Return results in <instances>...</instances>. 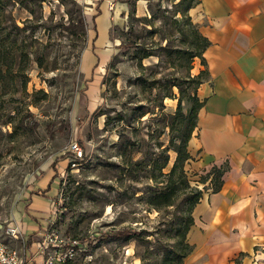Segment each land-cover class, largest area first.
<instances>
[{"label":"rangeland","instance_id":"374dc122","mask_svg":"<svg viewBox=\"0 0 264 264\" xmlns=\"http://www.w3.org/2000/svg\"><path fill=\"white\" fill-rule=\"evenodd\" d=\"M116 1L104 38L89 1L5 8L19 30L8 18L0 25L4 38L16 33L17 50L0 79V241L25 251L26 235L14 239L8 227L33 215L62 240L43 260L72 244L69 264H176L189 249L190 206L216 175L199 168L193 140L206 72L189 15L196 0ZM73 140L84 156L75 165ZM47 171L52 197L33 214ZM162 193L171 205L150 203Z\"/></svg>","mask_w":264,"mask_h":264},{"label":"crops","instance_id":"0c3cea01","mask_svg":"<svg viewBox=\"0 0 264 264\" xmlns=\"http://www.w3.org/2000/svg\"><path fill=\"white\" fill-rule=\"evenodd\" d=\"M85 1L100 17L117 3ZM189 15L208 41L207 78L196 89V162L220 175L193 208L190 250L180 264H264V0H198ZM52 177L47 171L36 184L47 195L31 196L33 214L47 208ZM31 218L20 216L19 236L26 235L30 264H42L44 234Z\"/></svg>","mask_w":264,"mask_h":264},{"label":"trees","instance_id":"16d2710c","mask_svg":"<svg viewBox=\"0 0 264 264\" xmlns=\"http://www.w3.org/2000/svg\"><path fill=\"white\" fill-rule=\"evenodd\" d=\"M198 3V0H196V2L194 3L193 6H191L190 8L194 7L196 4ZM15 4H18V0H0V25L2 24V21L4 18H8L11 20V30H16L18 31L19 28L17 27V25L14 23V20L12 19V16L10 14V17L8 14H5V8L7 5L10 6H15ZM81 24H83V20H81ZM8 31L6 38H4V33H2V29L0 27V79H3L6 77V75L10 74L13 65L15 63V60L17 58V50H16V33H12V31ZM197 33L199 35V37L201 39H203L205 41L203 48L200 52V56L203 59V52L206 49L207 45H208V41L206 40V38H204L199 31L197 30ZM194 56V55H193ZM192 56V57H193ZM205 63V62H204ZM207 78V72H205V78L199 82V85ZM198 85V86H199ZM26 117L28 119H30L31 114L28 113L26 115ZM25 117V118H26ZM33 125H36L35 123ZM74 162V158L72 157V160L70 159V163ZM214 172H215V179H214V187L213 190H215L218 186V177L220 175V170L213 168ZM201 191L198 192L197 195V199L193 201L192 205L190 207H192L191 209L194 208L195 204L199 201V198L201 197ZM160 198L164 199V200H150L151 204H153L154 206L158 207L159 205H171L172 200H170V195L168 193H162L159 195ZM193 223V219L191 218V221L188 223L187 225V231L189 230L190 226ZM190 250V246L189 249L186 253L182 254L181 257V261L182 259L186 256V254L189 252ZM180 262H177L176 264H180ZM70 260H68L65 264H69Z\"/></svg>","mask_w":264,"mask_h":264},{"label":"built area","instance_id":"2783aa9c","mask_svg":"<svg viewBox=\"0 0 264 264\" xmlns=\"http://www.w3.org/2000/svg\"><path fill=\"white\" fill-rule=\"evenodd\" d=\"M68 151L74 158L72 165H75L78 161L83 159V150L80 143L76 140L70 141L68 144ZM8 234L14 239L18 238L20 234V228L17 225L8 227ZM42 243L39 242V249L44 253V249H47L48 246L55 248L61 243V239L54 232H50L42 235ZM74 252V246L70 245V251L65 254H50L47 255L46 259L42 264H65L68 260H71L72 253ZM31 260L28 258L24 252L20 253L14 248H10L0 241V264H30Z\"/></svg>","mask_w":264,"mask_h":264},{"label":"bare ground","instance_id":"6f19581e","mask_svg":"<svg viewBox=\"0 0 264 264\" xmlns=\"http://www.w3.org/2000/svg\"><path fill=\"white\" fill-rule=\"evenodd\" d=\"M106 17H107V10L105 9V12L102 14V16L99 19V27L102 38H104L107 29Z\"/></svg>","mask_w":264,"mask_h":264}]
</instances>
